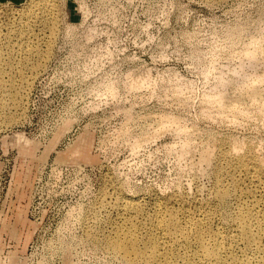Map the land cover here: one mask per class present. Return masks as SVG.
I'll use <instances>...</instances> for the list:
<instances>
[{
	"label": "rangeland",
	"instance_id": "374dc122",
	"mask_svg": "<svg viewBox=\"0 0 264 264\" xmlns=\"http://www.w3.org/2000/svg\"><path fill=\"white\" fill-rule=\"evenodd\" d=\"M42 1L0 0V80L28 82L18 96L0 92V264H129L108 245L121 195L141 223L157 211L210 214L223 248L247 252L235 219L252 208L264 220V189L231 185L235 174L222 184L240 197L210 201L220 152L251 145L264 160V118L243 103L214 118L201 107L219 90L248 98L234 71L252 78L264 65L235 53L264 44V0H50L54 30L15 35Z\"/></svg>",
	"mask_w": 264,
	"mask_h": 264
},
{
	"label": "bare ground",
	"instance_id": "6f19581e",
	"mask_svg": "<svg viewBox=\"0 0 264 264\" xmlns=\"http://www.w3.org/2000/svg\"><path fill=\"white\" fill-rule=\"evenodd\" d=\"M28 12L27 22L20 26L15 35H27L36 28L47 27L54 30L53 5L50 0L31 5ZM235 54L253 67L264 65V44H259L257 38L243 43L241 50ZM34 55L40 59L47 55V51L46 53L36 52ZM234 72L243 75L242 80L249 88L246 91L248 98L243 99L239 93L228 102L225 92L219 90L217 91L218 98L205 99V106L201 107L203 114L208 118L217 117L213 115L214 112L234 115L244 111V107H247L248 110L264 118V94H261L260 90L264 84V70L252 78H246L247 73L241 69ZM5 73L6 70L0 63V75ZM27 84L24 78L16 81L10 79L8 84L0 80V92L11 90L15 91L18 96V93L25 90ZM137 84V80L132 78L128 82V87L133 88ZM219 84L225 86L227 82L221 78ZM253 84L255 86L251 87ZM21 105V99H13V107L9 113L11 119L12 116H18ZM4 107V102H0V111ZM168 119L171 120L169 115L163 118L164 122ZM148 139H136L134 145ZM249 146L241 154L238 151L242 150V146L239 149L236 144L229 151L220 152L216 169V191L211 203L224 205L231 199L240 197L234 189L222 184V177L239 174L241 177L234 178L231 185L236 186L241 181H247L256 189H264V177L259 175L260 172H264V160L260 159V156L258 157L254 149ZM183 150L186 148L183 147ZM210 154L211 150H205L199 160L208 164L211 160ZM118 201L125 213H123L122 225L112 232V235L110 234L108 245L116 255L129 264H140L141 262L144 264H252L254 261L257 264H264V220L252 208L239 212L235 219L247 248V252L238 256L235 252L239 245L235 241L229 248H223L221 237L217 232L212 231L213 217L210 214L206 215L203 220H198L184 215L157 211L147 223H141L131 215L141 212L136 202L123 195ZM141 229L143 230L140 231ZM256 232H258V238L255 236ZM141 246L144 249H141ZM137 258L140 259L137 260Z\"/></svg>",
	"mask_w": 264,
	"mask_h": 264
}]
</instances>
